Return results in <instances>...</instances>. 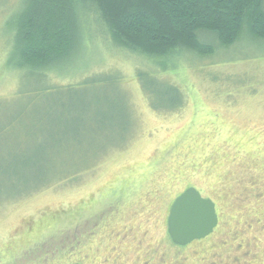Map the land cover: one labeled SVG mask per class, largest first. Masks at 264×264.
<instances>
[{
    "label": "rangeland",
    "instance_id": "obj_1",
    "mask_svg": "<svg viewBox=\"0 0 264 264\" xmlns=\"http://www.w3.org/2000/svg\"><path fill=\"white\" fill-rule=\"evenodd\" d=\"M24 1L0 0V129L9 125L0 135V264H105L114 245L122 264L147 251L150 264H264V42L245 33L213 55L175 58L163 78L183 92L184 106L157 112L136 80L143 60L112 47L92 21L85 56L69 72L19 80L6 54ZM108 71L122 74L123 90L39 94ZM62 105L90 106L83 126ZM47 118L60 122L49 127L58 135L46 132ZM50 150L64 154L53 159ZM42 158L56 169L35 178L25 164L46 168ZM57 177L60 184L19 196ZM190 187L219 204L221 221L211 238L176 250L167 217ZM120 234L126 244L116 242Z\"/></svg>",
    "mask_w": 264,
    "mask_h": 264
},
{
    "label": "trees",
    "instance_id": "obj_2",
    "mask_svg": "<svg viewBox=\"0 0 264 264\" xmlns=\"http://www.w3.org/2000/svg\"><path fill=\"white\" fill-rule=\"evenodd\" d=\"M11 21L13 39L6 54V66L20 77L19 80L47 82L51 77L69 72L85 56L92 21L101 29L100 36L107 37L112 47L143 60L137 67L136 80L149 105L157 112H173L184 106L183 92L163 78L174 68L171 61L175 58L184 54L213 55L216 45L231 47L245 33L264 42V0H25L21 11ZM209 37L210 42L205 39ZM122 85V74L108 71L94 73L66 87L49 84L39 94L93 87L122 89ZM113 106L107 103L110 110L114 109ZM89 107L67 109L62 105L63 115L81 114L77 121L83 126L82 118ZM18 119L21 116L13 122L17 123ZM47 120L46 132L58 135L49 127L60 122ZM38 123L42 126L41 121ZM8 127L0 129V135ZM63 154L49 151L53 159ZM47 161H43L47 163L46 168L28 165L33 161L25 165L35 178L48 177L56 167L52 160ZM41 180L39 188L18 195L25 197L63 181L62 177Z\"/></svg>",
    "mask_w": 264,
    "mask_h": 264
},
{
    "label": "water",
    "instance_id": "obj_3",
    "mask_svg": "<svg viewBox=\"0 0 264 264\" xmlns=\"http://www.w3.org/2000/svg\"><path fill=\"white\" fill-rule=\"evenodd\" d=\"M171 206L167 229L170 239L178 247L210 236L218 225L216 204L203 198L193 187L180 194Z\"/></svg>",
    "mask_w": 264,
    "mask_h": 264
},
{
    "label": "flooded vegetation",
    "instance_id": "obj_4",
    "mask_svg": "<svg viewBox=\"0 0 264 264\" xmlns=\"http://www.w3.org/2000/svg\"><path fill=\"white\" fill-rule=\"evenodd\" d=\"M206 199H208V198H206ZM210 200H212L213 202H214V204H216V213H217V216L219 217V222H218V225L216 226V230L219 228L218 226L220 225V216H219V204H217V202L214 200V199H210ZM216 230H214V231H216ZM215 232H212V234L210 235V236H208L207 238H203V239H201L200 241H206L207 239H209V238H211L212 236H213V234H214ZM118 238L116 239V242H120V243H122V244H126V241H124V236L125 235H123V236H121V234H120V236H118V235H116ZM115 237V235L113 236V238ZM121 239H120V238ZM127 237V236H126ZM139 242V246L142 248V245H143V242L142 241H138ZM201 243V242H200ZM118 244V243H117ZM121 244V245H122ZM120 245V244H119ZM138 246V248L139 249H141L140 247ZM215 246V245H214ZM135 247V246H134ZM134 247H133V250H134ZM120 248H121V246H120ZM119 248L117 247V245H114V247H112L111 248V250L113 251V253L114 254H112V256H111V258L113 259V262L111 263V258H110V260L109 259H106V261H105V264H122V261H123V259H124V257L125 256H123L124 254H122L121 253V251L120 250H118ZM174 249H179V247L178 246H174ZM119 251V253H117ZM133 252H135V250L133 251ZM148 252V251H147ZM147 252H145L146 254H145V256H142V257H139L138 259H136L135 261H134V263L133 264H150L152 261H153V257H152V253H150V254H148ZM130 253V252H129ZM163 257H162V260L163 259H168V255H167V257H166V255H164V254H161ZM161 257V256H160ZM159 257V258H160ZM158 261V260H157ZM92 264H96V262L95 261H92L91 262ZM183 263V262H182ZM79 264V263H78ZM155 264V263H154ZM157 264H161V263H157ZM214 264H218L217 262H214Z\"/></svg>",
    "mask_w": 264,
    "mask_h": 264
}]
</instances>
